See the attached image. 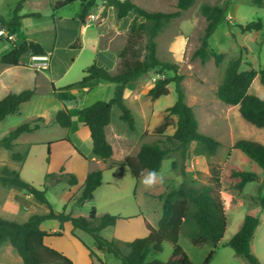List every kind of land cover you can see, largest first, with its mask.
<instances>
[{"label": "rangeland", "instance_id": "rangeland-1", "mask_svg": "<svg viewBox=\"0 0 264 264\" xmlns=\"http://www.w3.org/2000/svg\"><path fill=\"white\" fill-rule=\"evenodd\" d=\"M131 1L147 11L164 13L179 11L178 0ZM19 2L20 0H0V19L11 20ZM226 2H228L226 19L232 24V27L229 28L227 23H222L209 39L210 48L224 55L223 63L217 66L211 57L205 63H202L199 58H193L194 52L201 45V38L204 36L208 25L201 8L205 5L223 6ZM54 4L55 0H27L20 13L23 17L22 28L13 33L8 31L6 27L0 26V31H4V34L0 35V60L3 56L9 54L15 46L30 41L39 43L50 53V56H47L48 59H35V56L31 54L26 55L23 58L25 67L21 69L0 64V99L3 98L7 90L15 93L26 89L37 88L38 90L34 102L26 103L18 113L9 115L0 123V139L26 122L38 118L43 119L40 122L39 129L20 138L14 147V152L28 151V158L25 163L19 164L13 161L11 158L12 152L0 147V174L8 176L16 171L25 181L39 189L47 186L49 190L46 196L51 206L57 212H62L64 209L62 202L66 198V192H63L62 189L67 190L69 185L66 181H62L60 177L64 173L76 174L72 172L71 168V158L76 151L71 143L65 140L68 139V136L71 137L82 150H86L87 145L75 133V129L79 125V117L75 119V127L70 129L59 126L54 123L53 119L57 112L62 110L61 102L64 100L72 101L71 99L74 96L76 97V93L81 91L80 86L76 84L84 77L85 69L97 62V57L94 55L96 49L108 44H116V47L121 46L126 35L129 36V31L125 33L117 30L118 34L110 35L114 32V30H110L109 34H104L101 38L98 24L101 19L107 16L106 7L102 0H97L88 11L86 18L90 20L89 23L92 26L87 28H85L86 18L84 21L80 19L84 9L82 2L77 1L57 10L54 9ZM257 20H262L264 24V7H258L252 0H195L190 9L181 11L180 16L166 25L157 36L159 59L179 65L178 73L183 76L182 87L186 94V102L195 112L199 122V131L217 139L222 144L215 156L209 155L197 143L190 144L185 156L180 151L170 152L163 161L160 170V174L165 177L164 187L162 188L163 194L178 189L183 183H186L187 187L199 191L211 184L213 176H218L221 180L222 190L226 194L238 195L239 190L234 188L238 180L232 176L233 171L243 170L264 177V171L255 162L240 150L232 148L233 144L239 139H249L264 144V131L247 123L240 116L238 107L224 104L217 96L218 88L225 78V70L234 60L242 59L240 70L264 69V28L261 32L243 34L237 27V25H246ZM139 21L142 20L139 19ZM109 23L112 26L109 29H114L115 25L119 28L122 26L117 21L109 20ZM77 37H80V40L76 43V47L81 48L70 49V45L74 43ZM180 43H184L181 49L178 46ZM39 68L42 70H39L40 74L35 80L33 75ZM165 77L172 78L174 73L163 72L160 68H157L144 74L140 79H137L138 81L134 82L133 98H131L137 99L142 106L149 104L151 106L150 110L154 109V116L150 118L148 130L145 133L143 132V135L141 134L139 145L142 143L159 144L162 148H171L165 137L173 135L177 123V117L171 116L167 112V109L173 106L177 100L175 83L169 85L170 94L161 97L156 102L148 96L152 84ZM2 80L10 88L6 89V92H4V86L1 84ZM67 84H75L76 87L61 89ZM52 85H55L57 89L53 88ZM99 91L100 89L95 87L79 103V106L85 107L92 101L106 98ZM3 92L4 94L1 95ZM250 92L264 99V86L258 78L254 81ZM73 103L72 101L70 106L74 112L76 110L74 108L77 107ZM131 109L135 110L132 105ZM113 112L116 123L120 110L114 108ZM134 112L137 120V130L142 133L147 125H145L137 111ZM165 122H169L171 126L167 128L163 135L159 134L158 129ZM123 126L126 129L129 128L127 123H124ZM130 137L135 139L134 136ZM77 164L79 166L82 163L78 160ZM95 166L101 169L100 164ZM48 174L52 177L47 178ZM122 177L125 178L126 175ZM58 179L61 181L58 182ZM131 186L130 184L127 188L119 189L124 197L128 196L129 191L134 193ZM162 189L156 187L154 191L158 193ZM226 194L224 193L222 197H226ZM78 196L79 193L71 200L73 206ZM256 196L264 197V189L261 188L259 182L249 184L244 192L240 194L243 203L236 200L231 208L230 203L225 205V207H228L227 218L229 223L225 239L234 235L237 226L242 223L246 215L259 217L262 223L254 240V248L264 264V208L260 204L259 197L256 198ZM12 198L10 192L5 191V188L0 186V216L7 215L4 204L6 200L10 202ZM132 199L134 200L133 197L125 198V201L132 203ZM85 203L72 209L74 216L89 219L92 209L99 203V198L97 201ZM29 206L30 208L24 211L27 216L42 214L46 211L41 205H38V208L33 207L31 204ZM18 207L20 208V206ZM40 207L43 209H40ZM142 207L150 222H156L162 213L161 204L157 198H148L146 202L142 203ZM77 235L87 244L93 243L91 235L79 232ZM55 244L59 248L72 253H76L77 248L81 249L82 247L69 233L65 238L56 239ZM180 244L194 264H203L211 250L210 246H193L186 236H182ZM172 252V246L165 243L163 252H151L147 257V262L153 260L165 262ZM3 256H8L12 264L21 263H14L16 256L12 248L7 247L5 249L4 247L0 257L1 260ZM112 259L108 260L107 263L122 264L120 260L113 257ZM209 264L250 263L244 258L236 256L232 248H220Z\"/></svg>", "mask_w": 264, "mask_h": 264}, {"label": "trees", "instance_id": "trees-1", "mask_svg": "<svg viewBox=\"0 0 264 264\" xmlns=\"http://www.w3.org/2000/svg\"><path fill=\"white\" fill-rule=\"evenodd\" d=\"M82 2L84 9L80 16L84 21L88 11L94 6L97 0H55L54 9H60L74 2ZM105 7H113L116 11L117 20L121 21L131 12H137V17L129 26V36L124 49L119 53V64L116 73H111L105 68L93 63L85 69V75L78 84H85L92 80H102L116 85L115 94L111 101H98L79 111L78 117L90 130L92 139L93 158L104 162H111L112 166H127L131 169L136 179L141 178V171L155 169L161 170L163 161L172 151H180L183 156L188 152L192 143L201 145L205 151L215 156L222 144L217 139L203 134L199 131V122L195 112L186 102V94L182 87L183 76L178 73L179 65L174 62L161 61L157 54V36L163 31L173 19L178 18L181 11L190 9L195 0H178L179 11L175 13H164L147 11L131 0H102ZM27 0H20L14 10L11 20L0 19V26L6 27L10 32L15 33L22 28V16L20 13ZM258 7H264V0H252ZM227 5L209 6L201 8L202 14L206 17L208 25L204 36L201 38L200 47L194 52L193 58H199L205 63L210 57L214 59L217 66L223 63L224 55L210 48L209 39L215 33L219 25L227 23L229 28L232 24L226 19ZM139 18H143L142 22ZM243 34L261 32L264 28L262 20L250 22L246 25H237ZM80 37L70 45V49H78L76 43ZM42 57L47 52L42 45L36 42H24L7 55L3 56L0 64L5 66L25 67L23 58L26 55ZM242 59L238 58L231 62L225 70V78L219 86L217 96L226 105L238 107L240 116L250 125L264 131V99L250 92L254 81L258 78L264 86L263 70H240ZM160 68L161 71L173 72L174 77H165L157 81L155 86L149 90L148 96L156 101L161 97L170 94L169 85L175 83L177 100L175 104L167 109L171 116L177 117L175 133L166 136L167 143L171 148H162L159 144H143L136 159L125 158L121 161L114 160V148L109 144L106 137V128L112 119V109L117 107L121 111V120L129 125L132 131L136 129V122L131 110L124 101V91L127 85L144 74ZM35 95V89H27L20 93H9L0 100V123L9 115L19 112L21 104L30 101ZM42 118L26 122L12 130L5 137L0 139V147L11 151V158L18 163H24L27 153L14 152L15 142L26 133H31L40 128ZM54 123L63 128H71L73 119L67 108L60 110L54 119ZM171 124H165L158 129L159 134H164ZM65 141L71 143L70 139ZM51 146V144H50ZM233 149L240 150L250 160L255 162L264 171V144L249 140L239 139ZM76 151L86 160H89L82 152ZM232 176L238 180L236 190H243L251 182L258 181V175L253 172L235 170ZM52 177L48 174L47 178ZM69 186L78 184L77 176L72 173H64L61 177ZM103 171L101 169L90 172L86 178L83 189L75 199L74 205L79 206L86 201H92L94 192L101 186ZM58 182L61 180L58 179ZM0 185L19 192H24L34 197L37 202L47 206V212L34 214L26 222L17 223L0 217V248L4 243H9L22 259L23 264H73V261L63 253L49 247L45 240L50 237H63L64 224L71 222L75 229H80L95 240L97 250L104 254L112 255L120 260L122 264H194L183 250L180 240L184 235L191 240L195 247L210 245L213 249L209 252L203 264H209L215 250L223 240L227 227L228 218L225 210V203L222 199V184L218 176H213L211 184L195 191L187 187L186 183L181 184L178 189L162 194V216L157 228L145 220L149 235L145 238H137L134 241H123L117 238L105 239L101 232L115 226L121 219L118 215L105 214L96 216V209L93 208L89 219L73 216L71 213L55 211L48 198L47 186L39 189L25 181L18 172L13 171L10 175L0 174ZM264 188V182L262 184ZM260 204L264 208V197L259 196ZM46 221H56L60 224V231L48 233L41 229ZM260 225V219L256 216L246 215L240 230L227 243L236 256L244 258L250 264H260L252 252V240ZM169 243L173 252L165 262L153 260L147 262L151 252L161 253L164 244ZM91 255H94L91 253Z\"/></svg>", "mask_w": 264, "mask_h": 264}, {"label": "crops", "instance_id": "crops-1", "mask_svg": "<svg viewBox=\"0 0 264 264\" xmlns=\"http://www.w3.org/2000/svg\"><path fill=\"white\" fill-rule=\"evenodd\" d=\"M106 11H107L106 18L101 19V22L98 24L99 29H100L101 38H102V36H104V34L105 35L109 34L110 30H114V32L110 33V35L111 34H118V32H116L117 30H121V31L127 33L129 31L130 24L132 23V21L137 16L136 12L133 11L126 18H124L121 21H118L116 11L113 7H106ZM139 19L142 21L144 20L143 18H139ZM109 20L119 22L122 25L121 28H119V26L115 25L114 29H109V28H112V26L109 23ZM142 21H140V22H142ZM89 22H90V20H88V18H86L85 28L92 26V24H90ZM127 39H128V37L126 35L123 44H121V46H119V47H116V44H114V45L108 44V45H103V46H100L99 48H97L95 51V54H94L97 57L96 58L97 59V62H96L97 65L105 68L107 71H109L111 73H116L117 66H118L119 61H120L119 53L124 49V47L127 43ZM183 45H184V43L183 44L180 43L178 46L181 49ZM46 52H47V50H46ZM47 56H50L49 52H47ZM8 67H15V66H8ZM16 68L21 69L23 67H16ZM39 70H42V69L39 68L34 72L33 76H35V80L38 78V75L40 74ZM154 80L157 81V79H155V78H154ZM136 81H138V80H135V81H133L127 85V87L124 91V101H125L126 106L131 110V112L134 116L135 122L137 123L134 111H137L140 118L143 120V122L147 126L145 127V130L142 131V133L138 132L137 127H136L135 131H132L129 128L126 129V127L123 126V124L125 122H123L121 120V111L118 114V116H117L118 119L115 123V119L113 118V113H114L113 110H114V108H117V107H113L111 123L106 128V137H107L109 144H111L114 148V152H115L114 160H116V161H121V160H124L125 158H128V157L132 158V159H136L142 145L144 144V143H142L141 145H139L140 140H141V134L143 135V132L145 133L148 130V128H149L148 124L150 122V118L154 116V109L150 110L151 106L149 104L147 106H142L137 101V99H132L133 98V86H134V82H136ZM78 83L76 85L80 86V88H81L80 92L81 93L80 92L76 93L77 94L76 97L74 96L71 99L74 102L73 105H76L75 107H77V108H74L76 110L73 112V109L70 106V103H72V101L64 100L61 102V109L67 108L72 115L73 126L71 128L75 127V119L78 117V113L80 110H82L88 106H91L92 104H94L98 101H104V102L111 101L114 97L115 88H116L115 84L105 82L102 80H98V79L92 80V81L87 82L85 84H78ZM1 84H3V86H4V92H6V89H10L5 81H3ZM155 84L156 83H153L151 88ZM74 85L73 84H67L64 87H62L61 89H64V88L72 89V88L76 87ZM52 87L54 88L55 85L54 86L52 85ZM95 87H98V89H100V91L104 94V96L106 98H101V100L92 101V102H90L89 105H87L85 107L79 106V103H81L82 100L84 98H86L85 96L90 94L95 89ZM168 88L170 91V87H168ZM34 89H35V95L33 96V98L30 101H28L26 103H31V102H34L36 100L38 90H37V88H34ZM22 91H24V90H22ZM4 92L1 95H3ZM11 92H12L11 90H7V92L4 94L3 98ZM12 93H15V92H12ZM18 93H20V92H18ZM55 93L57 94V92H55ZM3 98H1V99H3ZM26 103L21 104L19 107V110H21V108ZM131 105L135 108V110L131 109ZM55 117H54V119H55ZM54 119H53V121H54ZM78 124L79 125L75 129V133L77 134V136L79 137L80 140L82 139V141H84L83 143H85L87 145V149L82 150L80 148V146H77L74 143V140L71 137L68 136V139H70L71 145L73 146L74 150L75 151H76V149L79 150L89 160L84 159L77 151L73 155V157L71 158L72 172L76 173L75 175L77 176L78 184L76 186H69L67 190L62 189L63 192H66V198L62 202L63 207H64L63 211H65L66 213H71L74 216V212L72 209L75 207H78V206H75V205L73 206V203H71V200H73L75 195H77L78 193L80 195L88 174L94 170H97L98 168H96L95 165L100 164L101 165L100 168L103 171L102 184L94 192V198L90 202L97 201L99 198V203L96 204V207H94L96 209V216L97 217H101L105 214L118 215L121 217V219H119L117 221V224L115 226L108 227V228L104 229L101 232V235L105 239H108V240H112L114 238H117V239H120L123 241H134L137 238L147 237L149 235V231L146 228L145 220H147L153 227L157 228L159 225V221L161 219L162 213H161L160 217L157 218L156 222H150L147 215L143 212L142 203L146 202L147 199L150 197L155 198V199L157 198V200L161 204V212H162V201L159 197L164 193L163 189H162L164 186L163 185H157L156 186V187H161V189H162L158 193H156L154 191L156 187L151 189V190H145L144 186L141 183L142 177L137 180L135 175L133 174V172L131 171V169L129 167H127V166H112L111 162H104V161L98 160L96 158H93V155H92V139H91V135H90V130L80 120L78 121ZM174 130H175V128H174ZM31 133H26V134L21 135L17 139V141L20 138H22L23 136L30 135ZM130 136H134L135 139L131 138ZM169 136H172V135H169ZM17 141L15 142V146L17 144ZM27 144H29V143H27ZM22 153H27V158H28V151L27 150L22 152ZM27 158H26V160H27ZM26 160H25V162H26ZM78 160L81 161V163H82L79 166L77 164ZM19 164H23V163H19ZM159 173H160V171H159ZM144 174L146 175L147 171H144ZM123 175H126V177L123 178L122 177ZM107 176H109V177L107 178ZM258 178H259V180L255 181V182H259L261 184V188H262V184L264 182V177H260L258 175ZM251 183H253V182H251ZM251 183H248L244 187L243 190L238 191V195L231 194V193L226 194V192L224 190H222L221 196L222 195L224 196V193L226 194V197H222L223 200L225 199L224 200L225 205H228L230 203V208H231L236 200L239 201L240 203H243V200L240 198V194H242L244 192V190L246 189V187ZM130 184L132 185L131 187H133V189H134V193H131L132 191H129L127 193L128 196L124 197L122 195V191H120L119 189L127 188L130 186ZM3 188H5V187H3ZM48 190H49V188H47V191ZM5 191H9L10 196H12L13 198L10 202L7 200L5 201L4 210H6L7 215H4V216L1 215L2 218H4V219L7 218V220L10 219V221H14L17 223L26 222L31 217L30 215L27 216L26 213L24 212L30 208L29 204H31V205H33V207H37V208L39 207L38 205H41V206H43L44 209H46V211L42 212V214L47 212V206L40 204L39 202H37V200L34 197H32L26 193L19 192V191L9 189V188H5ZM132 197L134 198V200L132 199V203L130 201H128V202L125 201V198L129 199ZM257 197H259V196H256V198ZM86 202L88 203L89 201H86ZM18 206H20V208ZM43 208L40 207V209H43ZM225 210H226V214H227L228 207H225ZM21 218H23V219H21ZM244 219H243L242 223H240L237 226L236 231L234 232V235L240 230V228L244 222ZM261 223L262 222L260 220V225L257 228L255 235H254V238L252 240V252L257 257V259L259 260V263L263 264L262 259L256 253L255 248H254V240H255L257 232L261 226ZM228 226H229V223H228ZM41 229L50 233V234L56 233V232L60 231V224L56 221H46L41 225ZM227 229H228V227H227ZM78 232L81 234L86 233L80 229H75L73 227V225L71 224V222H67L64 224L63 237H50V238H47L45 240V243L49 247L63 253L65 256H67L69 259H71L73 261V264H108L107 263L108 260H113L112 257L115 258L112 255L104 254L103 252L97 250V248L95 246V240L94 239H93L92 244H87L86 242H84L77 235ZM226 232H227V230H226ZM67 233L71 234L72 237L75 240H77L80 243V245H82L81 249L77 248L76 253L69 252L68 250H63L62 248H59L55 244L56 239L65 238ZM86 234H88V233H86ZM225 235H226V233H225ZM231 238L225 239V236H224L223 240L221 241L219 246L216 248V250H215L216 252H215L214 256H216L217 251L220 248H231V247L227 246V243L231 240ZM180 242H181V240H180ZM7 244H9V243L8 242L4 243L2 245V247L0 248V257H1V254L3 252L4 247H5V249L7 247L12 248V250L14 251V254L16 256L14 263L21 262L19 264H23L22 259L19 257L17 252L14 250V248L10 244L9 245H7ZM206 246H210V245H206ZM210 247L212 250L213 247L212 246H210ZM91 253H93L94 255H91ZM2 258H3L2 260L0 259V264H12L9 261L8 256H3Z\"/></svg>", "mask_w": 264, "mask_h": 264}, {"label": "clouds", "instance_id": "clouds-1", "mask_svg": "<svg viewBox=\"0 0 264 264\" xmlns=\"http://www.w3.org/2000/svg\"><path fill=\"white\" fill-rule=\"evenodd\" d=\"M147 174H144V171H141L140 175L142 177L141 183L144 186L145 190H151L157 185H163L165 182V177L160 174L155 169L146 170Z\"/></svg>", "mask_w": 264, "mask_h": 264}, {"label": "built area", "instance_id": "built-area-1", "mask_svg": "<svg viewBox=\"0 0 264 264\" xmlns=\"http://www.w3.org/2000/svg\"><path fill=\"white\" fill-rule=\"evenodd\" d=\"M2 34H4V31L2 30V31H0V35H2ZM38 58H44V59H48V57L47 56H42V57H37V56H35V59H38Z\"/></svg>", "mask_w": 264, "mask_h": 264}]
</instances>
